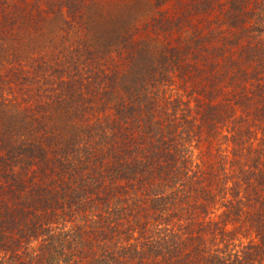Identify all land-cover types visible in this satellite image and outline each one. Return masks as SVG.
<instances>
[{
	"label": "trees",
	"instance_id": "trees-1",
	"mask_svg": "<svg viewBox=\"0 0 264 264\" xmlns=\"http://www.w3.org/2000/svg\"><path fill=\"white\" fill-rule=\"evenodd\" d=\"M0 0V264H264V0Z\"/></svg>",
	"mask_w": 264,
	"mask_h": 264
},
{
	"label": "rangeland",
	"instance_id": "rangeland-1",
	"mask_svg": "<svg viewBox=\"0 0 264 264\" xmlns=\"http://www.w3.org/2000/svg\"><path fill=\"white\" fill-rule=\"evenodd\" d=\"M103 2H104V4L106 3L105 5L109 4V2L107 3V0H103ZM107 6H108V5H107Z\"/></svg>",
	"mask_w": 264,
	"mask_h": 264
}]
</instances>
